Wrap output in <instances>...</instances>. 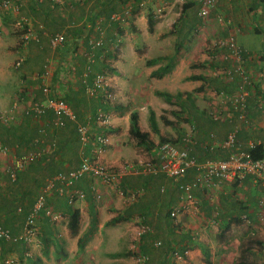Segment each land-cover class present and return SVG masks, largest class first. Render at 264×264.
<instances>
[{"label":"crops","instance_id":"crops-1","mask_svg":"<svg viewBox=\"0 0 264 264\" xmlns=\"http://www.w3.org/2000/svg\"><path fill=\"white\" fill-rule=\"evenodd\" d=\"M130 1L124 5L122 4V0H112L106 4L94 2L89 5V2L77 3L76 0H65V5L62 6L63 8H55L51 7V5L49 6L48 0H40L36 2L35 7L31 6V13L34 15V18L41 20V24L37 25L38 28L36 26L29 28L32 37L29 43L42 48L41 42L46 41L48 49L53 52L51 56L54 70L50 76V87L53 80L55 89L51 87V93L63 96L65 101L68 99L69 101L67 103H70L69 106L80 121L83 120V116L88 115L87 110L90 101L88 99L86 100L85 85H83L84 91H82L80 85L78 86L75 82L76 73L82 71V66L79 63L82 59L80 55L82 49L80 48L78 55H75L71 51L75 44L80 43L81 39L79 38L83 35L80 32L81 28H83L85 33L88 30H94L92 28V25L96 23L94 19L100 16L103 19L101 25L106 30L104 32L106 36L103 35L105 44H109L115 38H121V42L123 41L122 57L128 56L130 59L125 58L126 69H132L131 63L141 59L137 55L135 59L133 58L134 42L139 45L143 43L144 45L142 46V50L144 51L142 59L150 49L148 47L150 40L153 45H160L162 52L149 57L146 56V59L150 60L162 57L163 59L161 61L163 60L164 62L169 58H173V55L170 57L168 50L175 48L177 45L180 46L176 57L173 58V67L159 78L147 77L150 71L158 67V63L145 69H139L140 63L138 61L136 64L137 68L133 71L129 70L130 74L127 76L111 72L108 74V80L111 86L110 89H113L119 96L124 91V94L129 96L131 93H134L136 98L139 95L144 100L145 107L150 106L155 116L156 112L152 107V102L157 103L163 109L166 106H164V98L154 96L153 92H168L170 94L190 93L194 108L185 117L190 122L192 129H194V137L191 139L192 143L188 144V147L193 144L191 151L197 160L225 158L229 150L223 149L222 143L229 130L234 128L236 129V140L240 148H245L247 142L251 139L262 140L264 142V0H220L204 18L198 16L199 0H182L181 2L176 0L149 1L146 3L148 5L147 9L137 7L132 17H125L121 23H117V26H105V16L109 15V13L121 11L123 7L130 5ZM184 2L189 4L190 7L183 10L181 15V4ZM158 8L162 12L160 16L156 12ZM148 11L151 12L154 19L152 33L147 29ZM81 24L84 26L79 27ZM129 25H131V28L134 26L136 33H133V29H128ZM44 28L47 32L44 31ZM55 32H63L66 35V44L64 46L61 44L56 49H52L48 44V37ZM94 33L96 37L97 32L95 30ZM231 36L242 49L244 67L252 75L254 80L247 98L246 116L249 121L247 124L239 123L234 113L230 115L229 110L231 107L229 108V104H222L221 100L213 95L215 91L232 94L235 90L234 82L227 81L223 73L227 62L223 61L222 57L227 54L228 49L225 46L215 45L220 41L228 40ZM69 44H72V46L70 47ZM28 53L30 54V52ZM102 57H106L108 60L111 59L106 54L104 56L102 55ZM98 61L100 60L96 59V62H94V64L96 63V67L93 64V70L98 67ZM195 64H202V66L199 67ZM55 71L57 73V79L54 77ZM198 75L202 76V79L190 78V76ZM81 82L83 83V81ZM36 92L38 95V90ZM202 97H204V105L200 106L201 104L198 98ZM96 98L103 101L100 95L96 96ZM79 101H82V103ZM217 112L220 115H218L217 119L213 120L209 114ZM144 116L145 123L141 126V116L137 113L139 119L138 127L141 131L148 132V111L146 120ZM116 119L113 117L111 127L104 129L109 141L102 153L98 155V159L108 166L118 168L122 165V162L126 161L125 155H130L137 159H139L140 155L137 154L138 152L135 149L127 145L124 140L114 136L111 128L118 125V123L124 124L122 120H117V122ZM126 123L128 126L129 123L127 121ZM68 126L72 125L67 123ZM66 128L61 132H64ZM47 130L50 133V139L45 137L46 142L51 140V137H56L57 134H60L59 131L53 132L49 126H47ZM72 131L73 140L77 143V149L75 150L79 160L80 146L74 129ZM180 132L183 134L182 131ZM61 134V136L65 135L64 133ZM181 134L178 136L179 139ZM67 135L58 141L63 140V142H66L67 139L65 137ZM68 140L71 141L70 139ZM185 145L182 144V147H186ZM60 146H62V143ZM56 151L58 150L55 147L53 152ZM87 151L89 155L94 157L89 148ZM257 152V154L264 156V146L258 147ZM49 159L53 161L52 163L55 166L54 173H66L78 164V160L74 164L69 161L66 162L62 151L53 154ZM128 174H124L118 178L116 177L115 184L112 187L107 186V184L100 182L98 179L95 180L89 176H83L75 183V187L83 190L85 196L82 200H77L74 205H68L64 196L51 194L46 200L47 207L53 212L60 213L62 216L60 222H65L64 231L63 224L61 227L63 231L62 240H58L57 246L51 245L49 248L47 246L46 249L48 248L50 253L60 258L59 254L63 251L61 250L62 247H69L70 251L76 250L78 237L87 232L86 238L96 244L90 245L89 248H93V251L98 253L103 251V238H106L108 241L109 238L112 239L114 232L118 233L116 230L109 228L108 225L122 227V224L127 219L135 218L141 219L139 221L142 222L141 225H147L149 227V224L153 221V224L159 227V229L162 228L166 235L172 233L175 236L178 233H183L184 230L182 225L179 224L178 218L184 213L180 214L173 221L168 220L166 215L164 217L162 212L165 206L169 210L179 206L180 198L177 184L178 182L189 181L192 178L193 170H189L181 180L169 179L162 174L148 177L131 173ZM92 184L101 193L99 200L94 198L90 190ZM193 195L197 199V208L195 211H198L202 219L204 218V231H210L209 228L215 225V233H218V231L223 230L226 223H230L228 231L230 230L231 232L237 227L245 226V228L247 227L251 231V235L255 236L256 234L257 240L254 243L259 244L261 247L264 246V188L255 184L250 177H245L241 181L232 183H217L214 180L207 187H204V191L201 188H195ZM73 208L79 210L78 224L81 225V221L83 223L82 229L79 230L78 228L75 235L69 232L66 225L69 210ZM114 217L123 218L114 224H107ZM40 218L42 217L40 216ZM47 222L50 224L49 221ZM137 227L138 225L132 231ZM17 230L19 231L20 228ZM149 234L146 233L142 236L145 239L146 235ZM120 237H122L120 233L115 234L114 238H117L115 242H121ZM227 247L226 245L225 248ZM185 252H187L188 259H193L197 253H200V250L198 248H192ZM257 252L259 253L255 248H250L248 251L249 254H256ZM226 254H224L223 259H221L223 256L219 257L224 264L226 262L225 260L230 259L229 255L234 257L236 252L233 251L230 253L227 248ZM102 255L105 257V254ZM90 256H92L89 260L90 264H99V262L93 259V255ZM29 262L31 264H37L32 259L28 260Z\"/></svg>","mask_w":264,"mask_h":264},{"label":"built area","instance_id":"built-area-1","mask_svg":"<svg viewBox=\"0 0 264 264\" xmlns=\"http://www.w3.org/2000/svg\"><path fill=\"white\" fill-rule=\"evenodd\" d=\"M149 1L158 2L164 0H141L138 4V8H144ZM176 1L181 2L182 0ZM219 1L220 0H199L200 6L198 16L201 18L206 17L209 11L214 8ZM49 4L51 7L64 5L63 0H49ZM129 6L130 5L123 7L121 12L111 13L109 21L121 23L125 17H130L131 8ZM0 8L10 9L12 12L17 13L19 4L10 0H2L0 1ZM156 12L159 16L162 14L160 8H158ZM21 21L26 22L27 19L21 18ZM99 22L100 20L98 19L94 26L97 36L89 39V43L95 47H98L104 42V29L100 27ZM25 24L27 27L24 29L23 45H27L29 42L28 39L32 38H29L31 35L27 22ZM64 40L65 36L63 32H55L49 35L48 44L52 49H56ZM118 42V39L112 40L110 49L113 50L116 48ZM215 45L225 46L228 49L227 54L222 57V60L228 64H226L223 73L227 81L234 82L235 90L232 94L223 91H215L213 95L218 97L222 104H229V108L231 107L229 110L230 115L234 113L239 123L247 124L249 123L246 116L247 98L254 80L252 75L244 67L243 51L236 44L232 36L228 38V40L220 41ZM91 58L92 55L86 57L87 61H90ZM21 61V57H16L13 61L14 66L19 67ZM50 65H52L51 58H45L42 64V70L37 73L36 76L39 80L37 88L41 98L29 100L27 103L28 105L22 110V114L27 115L31 119V122L36 124L38 134L33 140L35 147L32 150L16 155L6 146L0 144V155L8 154L10 156V161L6 163L4 171L10 179H14L16 172L23 170L28 164L49 156L55 149L56 142L55 139H51L48 142L45 141L44 138L46 136L47 126H49L53 132H58L66 128L67 123L73 126L74 132L77 135L80 146L79 161L74 168L69 169L66 173L56 172L46 179L45 184L39 189L24 219L20 233L12 235L8 229L0 228V238L3 239L4 242H22L25 247L21 256L5 255L0 264L27 263L28 259L31 258V247L35 244V240L38 236L36 223L40 216H46L50 224H58L62 218L60 213L53 212L47 207V198L50 197L51 194L64 196L68 205H74L77 200H82L85 196L83 190L75 187V183L83 176H89L95 180L98 179L100 182L112 187V185L115 184L114 181L116 177L118 178L127 173L135 175H155L162 172L173 180H180L186 176L189 170H193L192 178L180 186L182 195L179 206L170 210L169 214L173 221L177 219L179 214L196 210L197 199L192 193L193 190H195V188L207 187L211 181L215 180L217 183H232L241 181L245 177H250L255 184L264 188V156H255V153L257 154V148L264 146V142L262 140L251 139L247 142L245 148H240L236 140L235 128L229 130L222 143V148L229 150L227 156L223 159L217 158L198 161L195 157L188 155L187 147L179 148L168 141H164L157 144V148L154 151L156 154L154 160H152L153 158L147 161L138 160V164L125 165L120 171H116L111 166H107L98 159V155L102 153L108 144L109 138L106 132H102L98 130V128L105 129L111 127L112 111H101L98 109L93 120L87 115L80 121L64 99L51 94L50 76L53 71ZM88 69V65L85 66L83 77L88 73ZM110 87L108 73L100 70L94 75L92 82L85 86V95L88 98L100 95L103 102L112 108L115 95L114 90H111ZM17 102V100L13 101L7 114H0L2 122L11 124L17 123ZM261 108H263V106H261ZM46 113H50L51 118L46 119ZM218 115H220L218 112L213 113L211 118L217 119ZM92 121L94 123H92ZM190 136L191 134H186L183 140L186 143H192ZM88 148L94 157L88 154ZM90 190L95 199L99 200L101 198V193L94 184L90 186ZM150 232L151 228L149 226L139 225L133 231V235L135 239H139L143 234ZM160 244L159 241H156L153 245L157 247ZM260 253L263 257L264 264V246L260 249ZM185 255L186 252L179 253L178 251H173L172 264H182ZM144 260L145 256H138L136 258V264Z\"/></svg>","mask_w":264,"mask_h":264},{"label":"rangeland","instance_id":"rangeland-1","mask_svg":"<svg viewBox=\"0 0 264 264\" xmlns=\"http://www.w3.org/2000/svg\"><path fill=\"white\" fill-rule=\"evenodd\" d=\"M12 2H16L19 4V10L17 13L12 12L10 9H4L0 8V114H7L9 107L12 105L14 100H17L18 108L16 110V117L18 120H21L22 117V110L23 108L28 105L27 103L31 99H38L41 98L38 90V79L36 78L37 73L41 72L43 59L45 58H51L52 65H50L51 70H54L53 66V59L52 56L53 52L48 49V45L46 44V41L41 42V47L29 43V45H23V34L25 32V28L27 25L25 24L27 22L28 28L31 26H36L38 24H41V20L38 18H34V15L31 13V6L35 7L36 2L40 0H10ZM77 3H87L93 4L94 2H98V0H76ZM63 3L65 5V0H63ZM42 4V3H41ZM64 5H61L59 7H62ZM50 6V4H49ZM148 5H145L142 9H147ZM56 8V7H55ZM63 8V7H62ZM132 17V16H130ZM21 18H24L27 21H21ZM100 20L99 25L102 29H105L103 25H101L103 19L99 16L94 19L96 22L97 20ZM35 22V24H34ZM43 25V24H42ZM108 24L106 23L105 26ZM84 26V25H80ZM79 26V27H80ZM95 24L92 25V28L94 29ZM131 28V25L128 26V29ZM43 29V28H42ZM91 29V28H90ZM133 29V33H136V29L134 26L131 28ZM44 31L45 28H44ZM106 30H104L105 32ZM115 31V30H114ZM47 32V31H46ZM152 33V32H151ZM150 33V34H151ZM106 36V33H104ZM31 38V36H29ZM118 39V46L111 50V45H109L107 48L110 49L111 53H114L111 57V59L108 60L106 57H102L100 55L99 62L102 63L101 70L110 74L111 72L107 70L106 68H109L113 70L112 72H115L117 74H123L128 75L130 74V71H133L137 68L136 64L139 61L140 66L139 69H145L148 67H151L155 63H147L146 56H151L153 54L162 52V49L160 48V45H153L152 41H149L148 47L150 49L148 50V53L145 57L142 56L144 54V51L142 50L144 46L143 43L134 42L133 43V58L135 59V56L140 57V60H135L131 63L132 69H126L125 66V58H128V56L122 57V45L123 41L121 42V38H115ZM114 39V40H115ZM30 40V39H28ZM31 42V41H30ZM146 44V43H145ZM147 45V44H146ZM27 52V53H26ZM30 52V54L28 53ZM178 52V51H177ZM177 52H175V48H171L168 50V53L170 54V57L173 55V58L176 57ZM107 53V52H106ZM105 53V54H106ZM167 54V52H166ZM168 54V55H169ZM42 57L40 58V56ZM16 57H21V65L19 67H15L13 64V61ZM168 57V56H167ZM129 59V58H128ZM130 60V59H129ZM160 63V64H159ZM158 63V67L164 65L166 62L163 60ZM41 69V70H40ZM155 69V68H154ZM153 69V70H154ZM130 70V71H129ZM54 74V73H53ZM149 77V75H147ZM150 78V77H149ZM38 90V95L36 94ZM125 92V91H124ZM121 93V96L116 94L115 99L113 101V107L111 108L112 116L117 120H122L124 124L115 125L111 128L112 132L114 133V136L118 137L119 139H122L125 141V143L129 146H131L133 149H135L138 153L139 159L136 157H131L130 155H125L126 161L122 162V165L118 168L112 167L116 171H120L122 167L125 165L130 164H138V160L141 161H147L152 156V151H155L157 148V144L159 143V137H164L167 140H170L172 143H174L177 146H181L182 144H179V135L181 134L180 131H182L183 135L191 134L194 135V129H192V126L190 122H186L182 116H174L172 112H176V114H180L181 112L179 109L174 106L173 104H170L164 100V106H166L165 109L160 108L157 103L152 102V107L154 108L156 112V120L158 123V133H154L151 128L148 127L149 132V139L153 144V147L151 150H146L137 140L133 139L129 135V129L132 125L134 115L137 116V113L141 116L140 118V124L141 126L143 123H145L143 119V115L146 120L147 111H149L151 108L150 106L145 107V104L143 103L144 100L137 95V98L135 94L131 93V95H126ZM154 96H157L153 92ZM194 96H196L194 94ZM204 96V92H203ZM122 97V98H120ZM160 98V99H161ZM161 99V100H162ZM196 99V98H194ZM127 100V101H126ZM200 106L204 105V97L198 98ZM137 112V113H136ZM163 115L166 120H170L173 122V125H166L164 122H162L159 119V116ZM209 115H212L211 113ZM112 117V118H113ZM148 117V116H147ZM211 117V116H210ZM122 118V119H121ZM137 125L139 126V119L136 117ZM126 121L129 123L127 126ZM118 122V121H117ZM11 124V123H7ZM67 127V126H66ZM72 126H68L64 132L67 137L66 142L58 141L59 139H63L65 136H61L60 134H57L56 137H51L52 139H55L56 142V148L58 151H62L64 155V159L66 162H72L73 164L75 161L78 160V157L76 155V141L73 140L72 137L73 131ZM37 132V130H36ZM182 135V134H181ZM36 136V135H35ZM46 138L50 139V133H48V130L46 129ZM70 139L71 141H69ZM65 141V140H64ZM62 143V146L60 144ZM10 149V147H7ZM52 152L49 157L43 159L41 167L30 174L32 177L25 176L23 180H21L22 185L27 186L26 188L33 192H37L36 187L34 186V183L31 181V179H37L40 180L42 176H48V173L52 172L54 173V165L53 161L49 159L53 154L57 153ZM10 161V156L8 154L0 155V172H4V167L6 166V163ZM79 161V160H78ZM108 166V165H107ZM50 173L49 175H51ZM127 175H129L127 173ZM31 178V179H30ZM35 196V194H34ZM33 196V197H34ZM167 207L165 206L162 212V215L165 217L167 214ZM180 215V214H179ZM179 224L183 227V233H178V235L173 236L172 233L170 234H164V231L162 228L159 229V227L155 226L153 224V221H151L150 228L151 232L149 235H146L145 239L142 240L135 239L133 235L132 229L135 228L137 225H141L142 222L141 219L135 218V219H127L125 223L122 224V227H116L113 225H108L109 228L116 230L118 233L121 234L122 237H120L121 242H115L117 241V238L115 239V234H112V239L109 238L107 241L106 238H103L104 248L103 251H100L98 253L93 251V248L90 249V245H96L95 242L90 241L88 238H84L82 242V246H77L76 250L70 251L69 247H62L60 258L56 257V255L50 253L48 248L52 245L50 242L47 244L48 248L46 249V245L43 243V228L44 232H47L46 227L50 229V232L52 233L53 239H51V242L58 243V240H62L64 231V222L61 221L58 224H45L43 220H38V225L40 228V232L35 240V244L31 247V258L29 260H35L37 264H90L89 260L92 258L95 259L99 264H136V258L138 257L137 248H140V243L144 242V244L147 247V250L143 252L141 255L145 256V260L139 264H172V253L174 250H177V244H180L182 239V235L188 234L192 236V239L189 241L187 247V250H190L192 248L194 249H202L205 252V255L209 258L210 264H224L220 260V256H223L221 259L224 258V254L227 252V248L229 249L230 253L233 251L236 252V255L232 257V255H229L230 259L228 258L225 260V264H261L263 262L262 255L260 253V249L262 248L259 244L254 243L256 242V234L251 235L247 227L240 226L234 229V231H228L227 229H223L218 233H215V225L214 227H210V231L206 230L204 231V218L202 219V216L198 213V211H189L187 213H184L182 216H180ZM14 224L13 226L17 229H19V225L22 221V219L19 217L17 219H13ZM144 221V220H143ZM63 224V231L61 230ZM83 223L81 221V225L79 224V230L82 229ZM153 229V230H152ZM46 230V231H45ZM53 231V232H52ZM42 232V233H41ZM110 234V232H109ZM81 235V234H80ZM111 236V235H110ZM72 237V236H71ZM77 239V238H76ZM53 240V241H52ZM159 241L161 245L159 247H155L153 245L154 242ZM185 241V240H183ZM68 244V243H67ZM169 245V247H173V250L171 248L168 251H165L166 246ZM226 245L228 246L227 248ZM54 246V245H53ZM69 246V245H68ZM233 247V248H231ZM250 248H255L259 253H251L249 254L248 251ZM47 250V254H45L44 250ZM136 250V251H135ZM185 250V251H187ZM22 249L20 246H14L7 244L5 246V249L2 248L0 245V263L1 260H3L5 255H16L19 256ZM106 251V252H105ZM140 251V250H139ZM105 252V253H104ZM180 253V252H179ZM187 253V252H186ZM105 254V257L102 255ZM228 255V254H226ZM46 256V257H44ZM222 262V263H220ZM26 264H31L30 262ZM182 264H206L204 261L203 254L197 253L193 259H188L187 254L185 255L184 261Z\"/></svg>","mask_w":264,"mask_h":264},{"label":"trees","instance_id":"trees-1","mask_svg":"<svg viewBox=\"0 0 264 264\" xmlns=\"http://www.w3.org/2000/svg\"><path fill=\"white\" fill-rule=\"evenodd\" d=\"M0 1H2V0H0ZM109 1H112V0H103V1H98V2L102 3V4H106V3H109ZM129 1L130 0H122V4L124 5L126 2H129ZM140 1L141 0H131L130 1L129 7L131 8V16L135 13ZM181 5H182V7H181L180 12L182 15V11L189 8L190 5L185 3V2L182 3ZM122 9H121V11H122ZM121 11H118V12H121ZM110 14L111 13H109V15L105 16V21L108 24V27L109 26H111V27L117 26L116 22L109 21ZM153 25H154L153 16H152L151 12L148 11V13H147V29L149 32L152 31ZM80 27H83V26H80ZM83 31H84L83 28H81L80 32L83 35H81L80 36L81 38H79V39H81L80 43L75 44L73 46L72 51H71L75 55L76 54L78 55V53H80L79 52L80 48L82 49L81 50L82 52L80 53L82 59L79 61L80 65L82 66V71L81 72L77 71L78 73H76V81H75L76 84H78V86L80 85V87L82 88V91H84L83 85H85V86L89 85L92 82L94 75L98 71H100L102 68L101 67L102 63H100L98 61V63H97L98 67L95 68V70L92 69V67L94 65L96 67V63L94 64V62H96V59H99L100 55L104 56V54L106 52H107L106 53L107 57L108 56H110V57L114 56L113 55L114 53H111L110 52L111 50L107 48L112 43V41H110L109 44H105V42H102L98 47H95L89 43V39L95 37L94 30H88L86 33H85V31L84 32ZM73 32H75V31H73ZM64 36H65V40L62 43V46H64V44H66V35L64 34ZM28 45H29V43H28ZM69 46L71 47L72 44H69ZM179 48H180V46L177 45L175 47V52H177ZM88 55H92V58L90 61H87V59H86V57ZM161 59H163V58L159 57V58L150 59V60H147V63H159L161 61ZM165 61H166V63L164 65L156 67L154 70L150 71L148 74L149 77L159 78L162 75H164L165 73H167L173 67V65H174V62H173L174 59L173 58H169ZM87 62H89V63H87ZM87 65L89 68L88 73L85 74V76L83 77V74L85 72L84 71L85 66H87ZM195 65L199 66V67L202 66V64H195ZM106 69L109 70L110 72L113 71L109 68H106ZM56 76H57V73L55 71V75H54L55 79H57ZM190 78L191 79H200V78L202 79V76H199V75L198 76H190ZM81 81H83V83ZM51 87H52V89L53 88L55 89V83L53 82V80H52ZM84 89H85V87H84ZM154 93L157 96L164 98V100L166 102L173 104L179 108V111L181 113L178 115V114H176V112L175 113L172 112L174 116H180L181 117L183 114L182 117L184 118V120L186 122H189L188 119L185 117V115H188V113L190 114V110L194 108L193 102L190 98V93L170 94L168 92H159V91H155ZM54 94L55 93H53L52 95H54ZM56 96H58V95H56ZM58 97L65 100V98L63 96H58ZM85 97H84V99H85ZM87 99H88V101H90L89 105H88L87 114L91 117L92 120H93V117H94V115L98 109H100L101 111L111 110V107H109L110 108L109 109L108 105L106 103H104L103 101H100L96 97H90V98L86 97V100ZM68 101L69 100L66 99V102H68ZM92 101H94V102H92ZM96 101H97V103L95 104ZM79 102L82 103V101H79ZM83 103H85V102H83ZM68 104H70V103H68ZM75 107L78 108L77 106H75ZM22 117L23 118L15 125L4 123L0 119V144L4 145L6 147H10L9 150L12 153H15L16 155H19V154H21L25 151H28V150H32L35 147L33 144V140L35 138V135L38 134L36 132V128H37L36 124L32 123L31 119L27 115L22 114ZM84 117L85 116H83V119H84ZM136 117L137 116L134 115L132 125L129 129V135L131 137H133L135 140H137V142H139L146 150L150 151L151 148L153 147V144L149 139V132L140 130V128L137 125ZM45 118L46 119L51 118L50 113H46ZM159 119L162 122H164L166 125H173V122H171L170 120H166L163 115H160ZM213 120H215V119H213ZM92 123H94V122L92 121ZM148 124L154 133H158L159 129L157 126L156 116L151 109L148 111ZM98 130H100L102 132H106V131H104L103 128H98ZM61 131L62 130H60L59 133H62ZM184 136H183V134L181 135V137L179 139L180 144H183V145L186 144L185 146L188 149V155L195 157V155H193V153L191 151L192 150L191 147L193 144L188 147V144H191V143H186L182 138ZM193 137H194V135H191L190 139H193ZM164 141H168V142L172 143L170 140H167L164 137H159V143L164 142ZM172 144H174V143H172ZM175 146L179 147V148L182 147V145L181 146L175 145ZM151 153H152L151 158H153L152 160H154L156 154L153 151ZM255 156H261V154L255 153ZM43 159H45V158H42V159L37 160L35 162H32V163L28 164L25 168H23V170L16 172V176L14 179H10V177L7 175V173L4 170H2L4 172H0V228L6 229V230L8 229L12 235H17L18 233L21 232L24 219H25L27 213L29 212V210L31 208V204L34 201L35 196L37 195L39 189L45 184L46 179H48L51 175L54 174V173L50 172V173H52L51 175H49L50 173H48V176H46V175L42 176L40 180H37L34 178L31 179L32 177L30 176V174L32 172L37 171L41 167ZM198 161H200V160H198ZM201 161H204V159H202ZM158 174H162L166 178H169L166 174H164L162 172L158 173ZM155 175H157V174H155ZM25 176H27L28 178L31 177L30 179L34 183V186L36 187L37 192H33L30 189L28 190L26 188L27 186L22 185L21 180H23V178ZM141 176L148 177V176H154V175L146 174V175H141ZM169 179H171V178H169ZM186 182H188V181H183L181 183L178 182V184H177V187H178L177 190L179 191V198H181V195H182V190H181L180 186ZM201 190L204 191V187H202ZM34 194H35V196H34ZM170 210L167 209L166 218L168 220H172V218L170 217V214H169ZM19 217L22 219L23 222L21 221L22 224L20 223L21 227L19 225L20 230L18 231L17 228H15L13 226V224H14L13 219H17ZM41 217L42 218H40V219L43 220L46 225L49 224L47 222L48 220H47L46 216L41 215ZM78 217H79V210L77 208H73V209L69 210L66 225H67L69 232L72 235H75L77 230H78V227H79ZM122 218L121 217H114L111 220H109V222H107V224H114L116 221L121 220ZM40 219H38V220H40ZM229 225H230V223H226L225 227L223 229H227L229 227ZM40 228L42 229V227H39L38 221H37V223H36L37 235L40 232ZM42 231H43V233L42 232L41 233H42V236L44 237L43 243L46 245V247L48 246L47 244L49 242H50V244L57 246V243L54 242V244H53V242H51V239H53V237H52V233L50 232V229L48 228V226H47V232H44V228ZM86 235H87V232H85L82 236L78 237V239H77V245L78 246H81L83 239L86 238ZM182 237L184 239L181 240L182 242L180 244H177V250H174V251H178L180 253H183V252H185V250H187V247H189L188 243L192 239V236L188 235L186 233V234L182 235ZM143 238L144 237L142 236L140 239H143ZM183 240H185V241H183ZM144 242H145V240L140 243V248H137V251L135 250L139 254L138 256H141V254L147 250V247H146V245H144ZM7 244H9L11 246L12 245L20 246V248L22 249L21 252H24V250H25V247L23 246L22 242L6 243V242H4L3 239L0 238V245L2 246L3 249H5V246ZM157 247H159V246H157ZM170 248H171V250H173V247H169V245H167L165 248V251H168ZM44 251H45V254H47V250L45 249ZM200 251L203 254L205 263L210 264L209 258L205 255L204 250L200 249ZM19 256H21V254ZM238 264H241V263H238Z\"/></svg>","mask_w":264,"mask_h":264},{"label":"clouds","instance_id":"clouds-1","mask_svg":"<svg viewBox=\"0 0 264 264\" xmlns=\"http://www.w3.org/2000/svg\"><path fill=\"white\" fill-rule=\"evenodd\" d=\"M21 41H22V40H21ZM29 42H30V40H29ZM29 42H28V43H29ZM28 43H27V45H28ZM37 83H38V82H37ZM19 121H20V120H18L17 123H18ZM17 123H15V124H17ZM39 219H40V218H39ZM47 220H48V219H47ZM21 254H22V252H21ZM29 259H30V258H29ZM29 259H28V260H29Z\"/></svg>","mask_w":264,"mask_h":264}]
</instances>
